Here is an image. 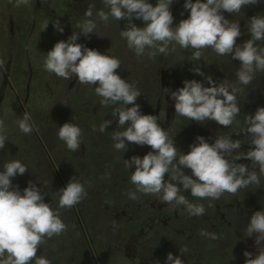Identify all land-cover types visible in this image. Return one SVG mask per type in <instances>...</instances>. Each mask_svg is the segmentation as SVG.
Segmentation results:
<instances>
[{"label": "clouds", "instance_id": "clouds-1", "mask_svg": "<svg viewBox=\"0 0 264 264\" xmlns=\"http://www.w3.org/2000/svg\"><path fill=\"white\" fill-rule=\"evenodd\" d=\"M173 2L157 0L153 6L148 0H102L108 11L100 9L96 16L105 24L110 17L118 22L127 21L120 36L137 57L147 55L152 59L157 54L168 55L178 46L191 51V62L200 61L206 49H211L217 56H229L231 60L239 61L235 81L225 79L217 83L197 66L192 71L203 76L210 86L192 79L183 81V87L175 91L165 90L175 102L176 115L200 124L214 121L224 127L236 125L250 138L249 150L239 151L241 140L231 136H218L213 143L197 136L190 151L181 152L156 115L141 113L136 101L142 93L134 83L118 74L121 61L77 43L81 35L88 37L95 33L94 4L84 11L85 19L73 26L79 32L74 31L67 40L56 42L44 55L43 68L59 78L76 77L82 85L95 86L94 92L100 97L102 107L116 106L112 116L118 117V130L111 136L115 150L125 152L129 144L150 147L151 151L142 158L132 156L124 160L125 169H135L129 177L135 189L126 193L129 199L137 200V193L151 195L161 204L173 208L183 206L189 216L201 217L206 214L204 204L190 202L184 191L190 190L191 196L198 200L215 201L226 193L238 197L241 190L253 185L264 187L261 185V177H264V107L257 108L254 115H246L243 121L238 119L241 111L238 97L246 95L245 89L258 73L264 74V47L260 46L264 43V16L255 15L247 21L250 39L237 44L242 35L240 24L227 19L223 13H241L244 6L256 5L260 0H185L183 7L189 15L175 27L170 10ZM31 3L32 0H15L14 6ZM134 19L142 20L144 26L138 27L133 23ZM48 24L47 20L42 23V31ZM53 26L61 33L64 31L59 20ZM26 48L32 51L31 45ZM3 63L0 59V65ZM31 119L25 112L16 121L25 135L33 131ZM112 123L105 119L98 129L94 125L93 131L104 133ZM82 134V129L72 122L64 123L57 130L58 139L72 152L80 149ZM7 140V128L4 119L0 118V149L5 147ZM242 158L250 160L251 167L237 163ZM184 169H189L191 175L185 174ZM27 171L28 166L18 159L4 162L0 171V264H51L46 257L37 255L38 249L67 231L61 210L73 208L87 196L84 184L72 177L59 190L58 206L54 209L45 202L46 194L37 183L29 181L22 193L18 185H13V178ZM240 199L242 201L243 197ZM243 232L245 238L255 236L258 253L253 258V253L245 251V264H264V210L252 214ZM199 234L211 240L220 238L205 229ZM187 251L185 246L180 248L179 256L168 253L166 264H184L180 256Z\"/></svg>", "mask_w": 264, "mask_h": 264}, {"label": "rangeland", "instance_id": "rangeland-1", "mask_svg": "<svg viewBox=\"0 0 264 264\" xmlns=\"http://www.w3.org/2000/svg\"><path fill=\"white\" fill-rule=\"evenodd\" d=\"M148 2L155 6L157 0ZM184 2L185 0H174L170 6L174 16L173 27L189 15L183 7ZM90 4L95 5L92 19L96 21L97 28L95 33L88 37L81 35L77 43L121 61L117 72L127 82L134 83L142 93L136 103L143 112L145 111L144 114L156 93L158 66L165 69L171 67L174 70L179 88L183 87V81L187 80L186 70L193 74L195 80L202 82L204 86H210L203 76L192 71L197 66L214 80H236L235 71L240 62L231 60L229 56H217L211 49L204 50L203 58L196 62L190 61V50L180 49L178 46L175 52L168 55L157 54L152 59L147 55L137 57L120 36L127 21L118 22L110 17L105 24L96 16L100 9L108 11L102 0H32L29 6L20 7L14 6L15 0L11 3L9 0H0V59L4 61L3 65H0V118L4 119L8 135L5 147L0 149V171L3 170L4 162L13 159H18L28 166L24 175H17L12 180L14 186H19L21 193L29 181L42 188V183L50 178L36 137L33 133L23 134L16 124V121L23 117L20 105L31 115L37 136L51 148L52 157L60 165H65L74 157L71 155L72 151L57 137V130L64 123L72 122L81 129L91 130L94 125L97 127L105 119H114L116 122L110 126L117 128L118 117L109 115L116 106L102 107L100 97L94 92L95 86L82 85L76 77L70 80L59 78L43 68V57L55 43L67 40L74 31L79 32V29L73 26L85 19L84 11ZM241 11L237 14L223 13L227 19L238 21L240 24L242 35L237 39V44H243L250 39L247 21L255 15L264 16V0H260L256 5L244 6ZM45 20L49 24L42 31V23ZM56 20L60 21L64 29L62 33L53 26ZM133 23L138 27L144 26L142 20L134 19ZM26 45H31V52L27 50ZM260 46L264 47V43ZM189 78L192 79V75ZM245 91L246 95L238 97L242 110L249 111L252 108L248 105L250 100L264 107V74L258 73ZM261 185L264 186V182H261ZM257 189L258 194L250 192L248 198L251 199L244 198L240 201V217L236 216L237 210L230 211L224 213L223 221L227 222L226 225H213L212 232L220 237L211 240L214 242L213 253L216 257L214 264H245V251L253 253V258L258 254L255 236L245 238L243 232L252 214L264 210V187ZM242 208L245 211H242ZM197 255L184 264H212L208 259L203 260Z\"/></svg>", "mask_w": 264, "mask_h": 264}, {"label": "flooded vegetation", "instance_id": "flooded-vegetation-1", "mask_svg": "<svg viewBox=\"0 0 264 264\" xmlns=\"http://www.w3.org/2000/svg\"><path fill=\"white\" fill-rule=\"evenodd\" d=\"M185 74L187 80L194 79L189 70ZM220 80L221 78H217V83ZM177 81V75L171 67H157V89L147 106L146 114L158 117L161 127L174 139L175 146L181 152L190 151V146L197 142V136H203L208 143H213L218 136H231L234 140H241L239 151L249 150L250 138L244 136L236 125L224 127L214 121L200 124L176 115L175 102L165 89L177 90ZM249 103L252 106L249 111L240 108L238 119L241 121L246 115H254L257 108L262 107L251 100ZM20 108L24 114L23 105ZM144 112L141 110L142 114ZM109 115L112 117V113L109 112ZM110 120L113 124L116 122L114 119ZM32 127V133L40 145L38 149L49 171L50 180L42 183V191L46 194L45 202L55 209L58 206L59 190L72 177L83 183L87 192V196L76 206L61 210V218L68 225L67 231L53 237L38 249L37 255L46 257L51 264H166L168 253L179 256L180 248L185 246L188 251L180 256L184 262L194 259L199 253L203 260L208 259L214 264V242L201 236L200 230L213 233V225H226L227 222L223 221L224 213L230 211L237 210L236 216L240 217V197L248 198L250 192L258 194V187L255 189L253 185L241 190L238 197L226 193L219 200L211 201L198 200L191 196L190 190L184 191L183 194L190 202L204 204L206 214L201 217L189 216L183 206L173 208L161 204L151 195L137 193L138 199L131 200L126 193L135 190L129 182L131 171L135 169H125L124 160L132 156L142 158L151 151L149 146L129 144L127 151H117L111 139L116 127L109 126L104 133L93 131V127L91 130L83 128L81 147L71 154L75 158L60 165L52 157L51 148L37 136L33 124ZM233 154L235 155V150ZM237 163L251 167L252 162L242 158ZM184 171L191 175L189 169ZM261 182H264V177H261ZM241 210L245 211L243 208Z\"/></svg>", "mask_w": 264, "mask_h": 264}, {"label": "water", "instance_id": "water-1", "mask_svg": "<svg viewBox=\"0 0 264 264\" xmlns=\"http://www.w3.org/2000/svg\"><path fill=\"white\" fill-rule=\"evenodd\" d=\"M4 82H5V80H4Z\"/></svg>", "mask_w": 264, "mask_h": 264}]
</instances>
